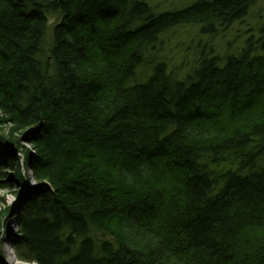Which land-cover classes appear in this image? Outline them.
Wrapping results in <instances>:
<instances>
[{"label":"trees","instance_id":"1","mask_svg":"<svg viewBox=\"0 0 264 264\" xmlns=\"http://www.w3.org/2000/svg\"><path fill=\"white\" fill-rule=\"evenodd\" d=\"M258 2L0 0V188L37 183L15 216L18 260L264 264V26L185 80L160 61L134 82L168 35L215 36Z\"/></svg>","mask_w":264,"mask_h":264},{"label":"rangeland","instance_id":"2","mask_svg":"<svg viewBox=\"0 0 264 264\" xmlns=\"http://www.w3.org/2000/svg\"><path fill=\"white\" fill-rule=\"evenodd\" d=\"M155 14L176 11L191 5L196 0H145ZM60 15H51L49 18V32L47 39L50 40L52 28L60 19ZM264 26V0L253 6L249 14L239 22L230 26L226 30H220L215 36L203 35L199 33V27H181L173 34L165 37L162 48L151 53L147 64L140 65L136 71L135 81L145 83L151 78L156 63L166 62L169 71L172 72L177 80H185L193 74L196 62L200 59L201 53L209 52L213 46L217 55L226 56L237 54L243 48L246 41L252 34L258 35V27ZM144 67V68H143ZM5 126L0 125V135L5 133ZM18 142V141H17ZM21 152L18 157L23 166L25 163L24 151L32 148L23 138H20ZM0 152L3 153L0 144ZM0 153V154H1ZM4 181L8 180L13 173L6 171ZM37 183L30 179L25 184L5 185L0 188V232H1V251L0 264H17L10 259L16 257L13 244L18 236V225L16 213L21 211V207L26 202V191ZM29 193V192H27ZM256 234H259L256 233ZM251 235V233L249 234ZM17 258V257H16ZM29 264V263H28Z\"/></svg>","mask_w":264,"mask_h":264},{"label":"bare ground","instance_id":"3","mask_svg":"<svg viewBox=\"0 0 264 264\" xmlns=\"http://www.w3.org/2000/svg\"><path fill=\"white\" fill-rule=\"evenodd\" d=\"M27 192H29V191H27ZM15 262V263H17V264H28L27 262H24V261H21V260H18V258H16V257H13V259H10L9 260V263H12V262ZM30 264V263H29Z\"/></svg>","mask_w":264,"mask_h":264}]
</instances>
